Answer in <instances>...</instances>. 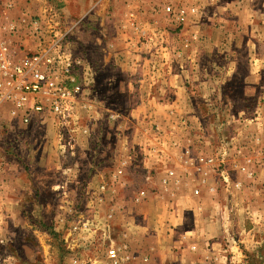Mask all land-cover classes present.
I'll return each instance as SVG.
<instances>
[{"label":"rangeland","instance_id":"rangeland-1","mask_svg":"<svg viewBox=\"0 0 264 264\" xmlns=\"http://www.w3.org/2000/svg\"><path fill=\"white\" fill-rule=\"evenodd\" d=\"M11 1L12 0H6V6H4V0H0V21L3 22V24L15 22L19 25L18 32L12 35V38L9 36V39H11L10 45L14 49L19 48V46L23 44L29 49L35 47V41L31 38L29 39V37L32 36V32H34L31 23L37 18L42 20L43 18L41 17L44 16V12L48 6L61 8L63 10L62 17L64 20H76L82 12L84 15L87 13L86 16L88 17L85 19L88 23H91L92 9L87 11L86 8L89 6L91 7L95 2L101 10L104 11V22L107 23V25H109V23L111 24L112 31L109 32V28H106L103 38L108 35H113L115 39L117 35L123 36L127 34L128 36L131 35L132 38L134 37V40H137V47L139 48L142 47V42L145 44L148 43L145 45V51H142L143 60L136 57L131 60L127 59L124 52L125 46H123V44H118L116 48L117 58L119 60L112 59L114 60L112 62L107 60L106 66H102L103 63H99L100 61H98V58L92 53L93 51L90 49L89 43L77 45L76 37L72 35L70 38L69 44L73 51L85 57L94 67V72L89 78V84L92 86L95 95L93 102H105L108 106L120 113L118 121L114 123L115 127H110L107 120L102 121L101 124H97L96 128V124L94 123L91 124L92 135L90 137H83L86 145L83 146L85 150L80 162L83 164L84 168L79 172V177L87 180L95 174L93 178L98 177L99 180L94 181L92 179V183L94 184L95 182H99L102 178L109 180L108 175H110L111 172V165L107 161H109V157L112 156L110 150L114 149L115 143L112 141L111 137L110 139H106L109 135L108 132L111 136L112 132L118 129V126L122 128V132L125 128L126 130L132 131L134 128L131 120H134L137 124L136 120L143 117L141 115L140 102H148L145 100H150L151 97L157 95L155 89L156 85L153 83L156 82L155 79L150 80L152 85L147 86L148 84L144 81V76L142 74V67L147 66L143 65L140 69L139 65L147 62L146 59H148V61L150 60L148 66L151 67L150 70H152L153 73L158 71L161 72L162 69L170 70L173 65H178L180 66V70H185L188 64L195 66L196 68L194 70H202L203 56L199 53L201 30H204L206 26L214 25L212 16L214 12L217 11L213 12L211 9L214 8V10H219L217 6L219 4L222 6V4L226 2H242L243 4H250L251 2L253 6L255 4H261V0H256L257 2L255 1V4L253 0H94L93 2L92 0H73V3L77 2L76 5L78 7L82 4L81 11H74L70 8L68 9L64 5L59 6L56 0H44L43 3H46L41 12L34 13L33 11L25 10L17 14L15 10L11 9L14 7ZM128 3L134 5V8L142 5L144 9L142 10L143 15L141 12H134L135 14L131 15L133 20H130V28L127 26L124 28L121 26V20L123 19V12H121V10L123 6ZM166 4H173L177 9L188 7L190 4H196L204 9L203 16L198 23H196L192 21L193 19H191V16L189 17V15H187V22L180 23L175 17V12L170 14L163 9V6ZM5 8H8V10H5ZM83 9L85 11H82ZM218 14L221 15L219 11ZM215 15H217V13H215ZM139 16L140 18L144 17V19H147L150 24L147 26L141 25V23H139ZM246 19H244L245 22ZM253 21L251 20V22ZM253 25L257 33L260 31L261 35L264 34V12L260 13L259 17H256L254 24L251 23V28ZM256 26L258 27L256 28ZM89 31L92 34L93 30ZM245 32L247 36L251 30H246ZM35 34L37 35V33ZM95 34L97 33L95 32ZM6 35H9V33H6ZM24 40L25 43H22ZM121 40L124 41L125 39L121 37ZM171 40L179 43L174 44ZM193 41H195V43L192 47ZM258 45L260 48L257 50L263 51L264 53L263 44ZM245 47L241 49V52L247 54V48ZM136 52L138 53V51ZM221 53L224 55L220 60L227 65L228 69V65L232 60L233 49L229 52L223 50ZM152 54H154L157 59L160 58L159 60L162 64L159 62L156 63V61L152 59ZM161 56L163 60H161ZM262 63L264 66V61ZM246 70L247 69L243 67L242 72L240 70L241 73L239 76L236 75L227 78L226 81H230V83H226V87L219 97L218 90H201L190 87V85V89L186 88L184 92L186 94L185 96L188 97L184 102H201V104H203L202 109H204V111H202V118L207 119L206 124L205 122H203V125L199 123L197 127V130L201 132L200 134L202 135L199 138L201 142L197 148V151H199L198 156L203 153L211 154L221 135L226 136L230 148L232 149L230 151V158L225 166L218 167L217 165L203 164L209 167L212 172L217 173L223 183L222 188L228 189V191L231 192L229 198L232 200V203L227 209L229 216H232L229 221L231 231L233 232L232 244L241 250V255L239 254V256H237L234 251L229 250V252H227L228 264H264V240L261 242L262 244L256 243L257 238H260V236L261 239H264V233H262V231L258 232L257 234L259 236L246 234L245 240L241 241L242 237L237 231L238 225L240 224L236 223L238 212L236 210V205H234V202H237L238 197H240V193H242L241 191L244 186L243 181L237 178V173L242 174L245 178L253 182L257 178L259 179L258 173L259 170H261L260 168H264V69H262V71L260 70V73L255 77L251 74L247 76L243 75ZM156 78L159 79L160 76L157 74ZM206 78L208 77L206 76L205 79ZM242 78H244V80L250 78V81H245L243 86ZM128 80H132V87L127 86ZM201 81L205 82V80ZM131 88H133V90ZM174 96L177 95L173 92L164 93L166 102H168L167 100L170 101L173 99ZM163 101L164 99H162L161 102ZM170 102H172V100ZM9 109L10 104L4 103L0 106V165L9 164L12 159H14V164L16 162L17 166L24 170L21 180L27 187L23 190L26 193L25 195H27V202L24 201V203L21 204L19 213L13 211L12 200L0 204V264H71L73 251L70 250L71 248H66V246H68L66 241L69 239L71 243H75L76 236L69 234L72 222L71 218H62L61 213L72 212L68 210L71 206L76 204H62L58 200L56 186H52L51 182H48V177L46 182L49 183V185L42 187L44 190L35 185V180H37V172L34 171L35 168L38 166L44 167L48 162L50 164L49 166H53L54 163H59L58 155L55 152V137L52 124L49 122L43 123L39 127L38 132L34 134L32 130H25L23 127L19 126L18 123L14 122ZM101 111L100 109V112ZM148 118L144 117L142 120L148 122L150 121V118L149 120ZM182 121L186 128H190V121L188 118ZM8 123L15 126L14 131L8 130ZM113 128L114 130L110 132ZM152 129L157 131L159 129L158 124L154 123ZM242 133H245L244 136L246 137H244ZM254 145L255 147H253ZM128 148L135 149L134 155H136V158L132 164H134L136 169L140 168V165L143 164V158L141 156L142 145L139 143L127 144V146L122 149L125 151L122 152L125 154ZM121 156L122 155L116 159L119 160ZM247 160L250 161L247 162ZM242 162L248 166L249 171H252V175H249L248 172H243L237 167V165L242 164ZM93 163H95L94 165L96 166L95 170H89L86 166H90ZM115 163L116 160L113 165ZM128 173L129 171L126 175H128ZM149 174L152 178V171L146 172L144 176L145 181H147L146 176ZM48 176H50V174ZM124 177L123 183L112 186L115 192L108 191L105 194V200L103 202L90 204L93 208L92 210L96 211V214L102 215L101 222H107L113 225L116 224L118 226V224L121 223L120 218L122 211L125 210L124 207L137 210L136 205L139 206L146 203L151 189H156L155 187H151L148 182L147 184L145 182L144 185H140L138 181L136 182L138 183L136 186L133 185L131 190L125 192L126 180ZM60 178V172L58 170L54 171L52 182L56 183ZM144 188H147L149 191L148 197L144 201L138 202L136 200L137 194L140 189ZM10 192L12 193V189H10ZM260 192L263 194L262 199L264 201V186ZM28 196L31 198V201L28 199ZM128 197H130L129 199H133L132 204L124 201L125 198L127 199ZM90 205H88V207ZM45 208H47L46 212ZM261 209L264 210V202L261 204ZM249 210H251L250 207ZM108 212H113V215L111 217H106ZM221 216L223 217V214ZM248 220L250 221V219ZM246 225H248V223H246Z\"/></svg>","mask_w":264,"mask_h":264},{"label":"crops","instance_id":"crops-1","mask_svg":"<svg viewBox=\"0 0 264 264\" xmlns=\"http://www.w3.org/2000/svg\"><path fill=\"white\" fill-rule=\"evenodd\" d=\"M56 1L59 6L64 5L74 11L82 9V4L78 7L77 2L73 3V0ZM253 1L255 4L256 0ZM11 2L14 6L11 9L15 10L17 14L25 10L34 13L41 12L46 3H43L44 0H12ZM4 6H6V0H4ZM133 6L128 3L121 10L123 12L121 26L124 28L126 26L130 28L133 20L131 15L136 12H141L143 15L142 5L136 8ZM217 7L219 10L211 9L213 12L217 11L212 16L214 25L206 26L204 30H201L199 53L203 56L202 70H194L196 67L188 64L185 70H180V66L173 65L170 70L162 69L161 72L153 73L150 70L151 67L148 66L150 60L146 59L147 62L140 64L139 67L141 69V66H147L142 67L144 81L147 82V86H150L152 85L150 80L155 79L156 82L153 83L156 85L157 95L151 97L150 100H145L148 102H140V110L142 118L149 117L150 121L144 122L145 120L140 118L136 120V124L134 120H131L134 128L132 131L125 128L122 132V128L118 126L111 136L108 132L109 135L106 137V139L111 137L115 143V147L112 149L115 158L124 154L122 151L125 150L122 149L127 144L139 143L143 147L141 152L143 164L140 165V168L136 169L134 164H131L126 169L125 192L131 190L133 185L136 186L138 181L140 185H144L145 182L147 184L148 181H145L144 176L146 172L150 171L153 173L152 181L148 183L151 187L156 188L151 189L146 203L136 205L137 210L124 207L125 210L122 211L121 223L118 224V227L126 232L132 254V258L126 264H228L227 252L229 250L234 251L237 256L241 255V250L232 244L233 232L229 223L232 216H229L227 209L232 203L229 198L231 192L222 188L223 183L217 173L197 161L199 155L197 148L201 142L199 138L202 136L197 127L199 123L203 125V122L205 124L207 122V119L202 118L203 104L201 102H184L188 98L184 92L186 88L190 89V87L207 91L218 90L219 97L226 87V83H230V81H226L227 78L239 76L243 67L247 69L243 75L251 74L253 77L264 69L262 63L264 53L257 50L260 48L258 44H263L264 50V34L261 35L260 31L257 33L254 25L251 28V23L254 24L256 17L264 12V0H261L260 5L255 4L254 6L251 2L250 4L226 2ZM90 9H92L91 23L85 19L88 17L87 13L84 15L83 12L76 20L66 19L70 35L76 37L77 45L89 43L92 53L98 58L100 64L103 63L102 66H106L107 60L112 62L114 61L112 59H118L116 48L118 44L125 46L124 52L127 59L131 60L136 57L143 60L142 51H145V45L148 43L142 42L143 45L139 48L137 40L127 34L117 35L115 39L113 35L103 38L106 28H109V32L112 31L111 24L107 25L104 22V11L96 2L86 8L87 11ZM218 11L221 15L218 14ZM251 20L254 21L251 22ZM139 23L143 26L150 24L147 19L140 18V16ZM89 30H93V36ZM246 30H251L247 36L245 35ZM121 37L125 40H121ZM171 41L173 42V40ZM22 43H25V40ZM173 43L178 44L179 42L174 41ZM194 43L195 41H193L192 47ZM243 47L247 48V54L241 52ZM232 49V60L227 69V65L220 60L224 55L221 52L223 50L229 52ZM152 59L156 63L162 64L160 58L157 59L154 54H152ZM161 60H163L162 56ZM157 74L160 76L159 79L156 78ZM206 76L208 78L205 79ZM201 80H205V82ZM245 81H250V78L247 80L242 78L243 86ZM132 85V80H128L127 86L132 87ZM131 89L133 90V88ZM163 92H173L177 96L171 99L172 102H170L171 100L166 102ZM162 99H164L163 102H161ZM185 118L189 119L190 128L184 126L182 120ZM94 119H96L95 128L104 120L99 111L95 112ZM16 123L25 130H32L34 134L42 125L39 123L28 125L21 122ZM154 123L158 124L157 131L152 129ZM108 124L110 127H115L112 121H109ZM113 130L114 128L110 132ZM245 133H242L243 136ZM110 159L107 161L108 163H110ZM11 163L0 168V204L12 200L13 211L19 213L21 204L26 201L27 195L23 190L27 187L21 180L24 170L18 167L16 162L14 164V159ZM49 165L48 162L46 166H36L37 168L34 169L37 172L35 185L41 187L42 190H44L42 187L49 185L46 182L47 177L48 182H51L52 186L54 185L52 178L54 171L58 170L57 164ZM260 169L259 179L257 178L253 182L237 173V178L241 179L244 185L240 197L237 202H234L238 212L236 223L240 224L237 231L242 237L241 241L245 240L246 234L259 236L258 232L264 233V210L261 209V204L264 201L263 194L260 192L264 186V182H262L264 181V168ZM169 170L174 171V175L169 177L168 183H164L163 180L168 178ZM128 171L129 173L126 175ZM49 174L50 176H48ZM93 180L97 181L99 178L95 177ZM10 189H12V193ZM196 189L199 190L198 193L195 192ZM130 197L125 198L124 201L132 204L133 199H129ZM28 199L31 201L29 196ZM46 211L47 208H45ZM263 240L260 236L256 243H261ZM100 264L109 263L102 261Z\"/></svg>","mask_w":264,"mask_h":264},{"label":"built area","instance_id":"built-area-1","mask_svg":"<svg viewBox=\"0 0 264 264\" xmlns=\"http://www.w3.org/2000/svg\"><path fill=\"white\" fill-rule=\"evenodd\" d=\"M163 9L170 14L175 12L180 23L187 22V15L198 23L204 11L196 4L179 9L173 4H166ZM62 13L61 8L48 6L42 20L37 18L32 21L34 32L29 39L36 43L33 49L24 44L17 49L12 48L9 36L12 38L18 32L19 25L15 22L3 24L0 21V106L10 104L9 111L14 122L27 125L45 122L52 124L55 152L59 161L57 169L61 175L60 180L54 183L57 197L62 204H76L69 206L68 211L72 212L61 213L62 218H71L69 234L76 236L75 243L69 239L66 241V248L73 251L70 263L100 264L107 261L109 264H126L132 258L126 232L116 224L101 222L102 215L96 214L90 204L103 202L108 191L115 192L112 186L123 183L127 167L136 158L135 149L128 148L119 160L113 156L114 151L110 150L113 156L109 157L111 181L102 178L94 184L92 179L95 174L87 180L79 177V172L84 168L80 162L85 150L83 146L86 145L83 137L92 135L91 124H96L95 112L101 109L103 121L114 123L118 121L120 113L105 102H93L95 95L89 78L94 67L85 57L73 51L69 44L70 31ZM8 125V130L14 131L15 126L11 123ZM214 148L211 154L198 156V162L225 166L232 150L226 136L221 135ZM94 164L86 167L95 170ZM237 167L252 175L245 163ZM173 175L174 171L169 170L168 178L163 182L168 183L169 177ZM146 180L152 181L150 174ZM148 193L147 188L140 189L136 200L144 201ZM112 215L113 212H108L106 217Z\"/></svg>","mask_w":264,"mask_h":264}]
</instances>
